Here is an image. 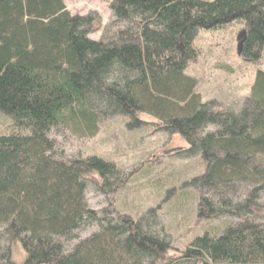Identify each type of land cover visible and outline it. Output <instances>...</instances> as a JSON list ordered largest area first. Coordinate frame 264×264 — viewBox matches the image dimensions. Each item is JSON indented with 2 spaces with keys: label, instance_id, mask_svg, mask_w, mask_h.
Segmentation results:
<instances>
[{
  "label": "trees",
  "instance_id": "obj_1",
  "mask_svg": "<svg viewBox=\"0 0 264 264\" xmlns=\"http://www.w3.org/2000/svg\"><path fill=\"white\" fill-rule=\"evenodd\" d=\"M115 32L94 41L98 19L63 0H0V264H264V72L239 113L203 103L187 75L201 30L238 22L241 56L264 54V0H111ZM179 134L204 174L199 221L228 217L220 234L197 235L175 263L158 215L139 219L89 207L90 176L102 193L123 185L98 156L66 158L55 134L96 137L105 119L139 115ZM86 238L80 233L92 226Z\"/></svg>",
  "mask_w": 264,
  "mask_h": 264
},
{
  "label": "rangeland",
  "instance_id": "obj_2",
  "mask_svg": "<svg viewBox=\"0 0 264 264\" xmlns=\"http://www.w3.org/2000/svg\"><path fill=\"white\" fill-rule=\"evenodd\" d=\"M63 1L72 15L92 14L98 19L89 35L92 40L105 39L116 31L111 0ZM243 29V24L234 22L217 30L199 31L195 40L199 54L186 71L196 81L195 90L203 103L215 101L233 113H239L250 96L256 72H264V54L253 63L237 52ZM139 119V128L128 117L105 119L99 134L92 139L79 140L62 133L53 136L58 141L59 154L66 158L98 156L119 167L123 185L114 195L99 190L101 180L97 176L89 177V207L101 214L113 205L134 219L154 209L175 249L170 255L176 263L194 237L206 230L220 234L229 218L199 221L200 193L194 180L204 174V163L199 157L182 153L189 146L181 135L169 134L149 115H139ZM9 124L8 119L0 116V134L5 133ZM96 231L94 225L80 233V237L86 238ZM23 260L21 247H16L14 261L20 264Z\"/></svg>",
  "mask_w": 264,
  "mask_h": 264
},
{
  "label": "water",
  "instance_id": "obj_3",
  "mask_svg": "<svg viewBox=\"0 0 264 264\" xmlns=\"http://www.w3.org/2000/svg\"><path fill=\"white\" fill-rule=\"evenodd\" d=\"M244 37H245V33H241V35L238 37V40H237V52L239 55H241V52H242Z\"/></svg>",
  "mask_w": 264,
  "mask_h": 264
}]
</instances>
